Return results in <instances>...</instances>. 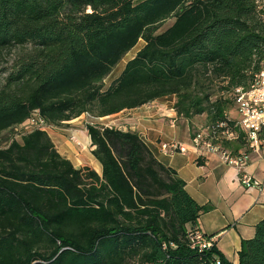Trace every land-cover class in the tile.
<instances>
[{
  "label": "trees",
  "instance_id": "obj_1",
  "mask_svg": "<svg viewBox=\"0 0 264 264\" xmlns=\"http://www.w3.org/2000/svg\"><path fill=\"white\" fill-rule=\"evenodd\" d=\"M257 1L0 0V55L13 56L0 84V137L35 112L60 127L174 97L178 117L204 115L216 130L225 123L235 140L223 147L251 156L227 112L234 91L263 70ZM85 129L100 175L75 169L38 129L0 144V264H231L214 246L191 248L210 208L191 199L137 132ZM238 264H264V219L241 241Z\"/></svg>",
  "mask_w": 264,
  "mask_h": 264
},
{
  "label": "crops",
  "instance_id": "obj_2",
  "mask_svg": "<svg viewBox=\"0 0 264 264\" xmlns=\"http://www.w3.org/2000/svg\"><path fill=\"white\" fill-rule=\"evenodd\" d=\"M122 70L123 67L119 74ZM79 119H83V115L65 122V125L75 123ZM94 120L96 122L89 124L137 132L153 157L163 166L174 170L183 180L185 191L191 199L201 207L210 208L200 215L195 229L199 230L226 260L231 264H238L241 241L252 238L254 226L264 219V160L253 156L244 167L242 174L258 183L256 187L246 188L240 183L234 167L224 164L215 155L199 156L189 147L190 129L187 121L176 115L174 97L161 98L139 108ZM86 125L88 123H85L82 133L88 140V156L83 154L82 157H77L71 153L69 156H62L56 151L75 169L86 167L96 172L100 167L90 153L92 148ZM60 131L61 134H54L55 142L47 134L55 149L56 144L60 149L66 144L63 138L68 132ZM173 142L184 144L188 150L186 154L166 155L160 150L161 144Z\"/></svg>",
  "mask_w": 264,
  "mask_h": 264
},
{
  "label": "built area",
  "instance_id": "obj_3",
  "mask_svg": "<svg viewBox=\"0 0 264 264\" xmlns=\"http://www.w3.org/2000/svg\"><path fill=\"white\" fill-rule=\"evenodd\" d=\"M258 10L264 12V0L256 2ZM234 107H236L238 118L237 126L245 132V142L249 145L251 156L264 160V70L255 74L247 89L238 88L235 91ZM32 129L45 132L48 126L39 116L33 113L29 119ZM213 127H205L190 136L189 147L199 156L215 155L224 164L234 167L238 172L240 183L246 187L258 186L257 181L246 174H242L244 167L250 161L251 156L239 151L237 156L232 155L222 145L223 141L235 140L233 131L226 127L225 123ZM70 141H76L75 136H70ZM160 150L166 154H186L187 147L181 143L161 144ZM240 174V175H239ZM191 248L202 252L211 248L210 241L202 235L199 230H194L189 236ZM214 264H219L215 259Z\"/></svg>",
  "mask_w": 264,
  "mask_h": 264
},
{
  "label": "rangeland",
  "instance_id": "obj_4",
  "mask_svg": "<svg viewBox=\"0 0 264 264\" xmlns=\"http://www.w3.org/2000/svg\"><path fill=\"white\" fill-rule=\"evenodd\" d=\"M173 20H167L157 31V33L164 31L167 27H169L172 24ZM143 45V42L140 40L137 45L128 53L124 56L122 61L113 69V72L103 81L104 88H106L111 80H113L118 74L119 71L122 67H124V64L132 58L136 51L139 50ZM13 62V56L12 54L8 53H2L0 55V84L3 82V78L7 74V70L10 68L11 64ZM263 70H264V65H263ZM227 115L231 119H237L238 118V113L236 110V107L233 106L228 112ZM183 120H186L184 118H181ZM188 123V127L190 129V136H192L194 133L197 131L204 129L207 127V121L206 117L204 115L202 116H195L189 120H186ZM96 122L94 120V117H91L90 115L84 114L83 119L77 120L75 123H71L70 125H65L63 123L60 127H49L45 129V132L50 136L53 142H55L56 137L54 134H61L60 130H65V132H68V135H65L63 138V141L66 142L64 148H59L58 145L56 144V150L62 155V156H69L70 153L73 155H76L77 157L85 154L88 156V140L82 133L83 127L85 123H92ZM32 130V124L30 120L25 121L22 125L15 127L9 131L3 132L1 137H0V144L4 145L7 142H9L12 139L20 140V136L24 134L25 132L31 131ZM75 136L76 141L72 142L70 141V136ZM55 138V139H54ZM54 145V144H53ZM73 157V156H72ZM75 157V156H74ZM253 156H251L252 158ZM250 158V159H251ZM96 172L98 175H100V170L99 168L96 169Z\"/></svg>",
  "mask_w": 264,
  "mask_h": 264
}]
</instances>
